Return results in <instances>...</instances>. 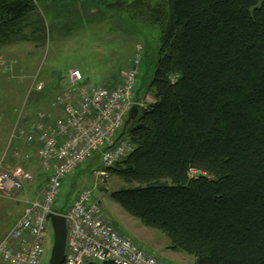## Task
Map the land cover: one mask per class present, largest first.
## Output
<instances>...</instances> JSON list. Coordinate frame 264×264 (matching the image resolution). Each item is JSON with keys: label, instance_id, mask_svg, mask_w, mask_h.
I'll list each match as a JSON object with an SVG mask.
<instances>
[{"label": "trees", "instance_id": "1", "mask_svg": "<svg viewBox=\"0 0 264 264\" xmlns=\"http://www.w3.org/2000/svg\"><path fill=\"white\" fill-rule=\"evenodd\" d=\"M40 1L0 0V50L45 39ZM97 5L159 35L153 100L127 128L135 153L108 168L125 183L112 199L196 264H264V0Z\"/></svg>", "mask_w": 264, "mask_h": 264}, {"label": "rangeland", "instance_id": "2", "mask_svg": "<svg viewBox=\"0 0 264 264\" xmlns=\"http://www.w3.org/2000/svg\"><path fill=\"white\" fill-rule=\"evenodd\" d=\"M159 1L163 0H152L153 3ZM97 4L98 0H42L45 39L20 42L0 50V56L11 66L10 71H0V173L16 166L30 171L34 183L27 188H37L40 194L48 174L35 157L27 158L36 148L13 137L18 125L26 127L34 123L41 111L50 109L54 98L73 89L118 86L139 51L142 60L136 100L143 106L153 100L149 88L156 69L159 35L154 31L143 34L141 24L130 28L119 13H99L97 9L101 8ZM75 69L82 72L84 82L73 88L69 77ZM40 84L43 90L38 91ZM90 164L84 165L87 168L80 167L64 181L56 207L70 206L84 188H92L96 200L103 204L105 218L117 231L148 252L169 249L171 243L163 233L145 227L112 199L111 194L125 186L122 179L109 172L100 161ZM102 171L106 176L101 175ZM199 173L194 172L191 177ZM28 192L25 188L10 197L0 193V242L13 223L22 217L28 203L35 199L36 196ZM53 246L51 229L41 264L50 263ZM158 254L166 264H196L192 256L183 252H177L173 259L161 252Z\"/></svg>", "mask_w": 264, "mask_h": 264}, {"label": "built area", "instance_id": "3", "mask_svg": "<svg viewBox=\"0 0 264 264\" xmlns=\"http://www.w3.org/2000/svg\"><path fill=\"white\" fill-rule=\"evenodd\" d=\"M142 53L116 87L91 86L73 89L57 96L50 109L41 111L31 128L17 126V136L34 146L35 157L48 174L46 185L30 201L22 217L16 220L0 242V262L6 264H41L52 229L48 216L61 196L64 181L80 167L96 159L111 168L135 153V146L121 138L125 123L135 106ZM11 66L0 56V71ZM73 88L81 86L84 76L78 69L70 73ZM43 90V85L37 86ZM16 157L18 154H14ZM197 171H192L191 174ZM101 175L106 176L102 171ZM34 183V176L22 167L0 173V193L10 197ZM63 215L68 229L65 264H166L132 239L117 231L105 218L103 204L92 188H84Z\"/></svg>", "mask_w": 264, "mask_h": 264}, {"label": "water", "instance_id": "4", "mask_svg": "<svg viewBox=\"0 0 264 264\" xmlns=\"http://www.w3.org/2000/svg\"><path fill=\"white\" fill-rule=\"evenodd\" d=\"M139 111V106H135L131 110L128 120L125 123L121 138L126 135L128 126L136 119ZM48 221H50L54 233V246L49 264H64L68 245V229L66 219L63 215L51 214L48 216Z\"/></svg>", "mask_w": 264, "mask_h": 264}, {"label": "crops", "instance_id": "5", "mask_svg": "<svg viewBox=\"0 0 264 264\" xmlns=\"http://www.w3.org/2000/svg\"><path fill=\"white\" fill-rule=\"evenodd\" d=\"M26 101H27V99H26ZM25 105V104H24ZM21 113V112H20ZM21 115V114H20ZM19 115V116H20ZM19 116H18V118H19ZM37 121H35L34 123H32V124H30L29 126H26L25 128H31L35 123H36ZM19 126V125H18ZM27 190L28 191H30V192H28L29 193V195H33V196H36L35 197V199L38 197V193H39V191H37V188H35V189H31V190H29L28 188H27ZM24 213V212H23ZM23 215V214H22ZM162 253L163 255H165L167 258H172L173 259V257H175L176 256V253L177 252H174V251H171V250H169V249H166V250H161V249H157V250H155L154 252L152 251V252H149V253H151L152 255H155V256H158L159 257V254L158 253ZM160 258V257H159ZM161 259V258H160ZM162 260V259H161ZM171 260V259H170ZM163 261V260H162ZM165 262V261H164Z\"/></svg>", "mask_w": 264, "mask_h": 264}]
</instances>
